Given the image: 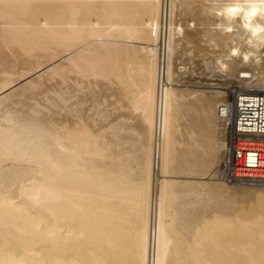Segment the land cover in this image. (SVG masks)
Listing matches in <instances>:
<instances>
[{
	"label": "bare ground",
	"instance_id": "obj_1",
	"mask_svg": "<svg viewBox=\"0 0 264 264\" xmlns=\"http://www.w3.org/2000/svg\"><path fill=\"white\" fill-rule=\"evenodd\" d=\"M219 23L207 0H0V264H264V185L218 178L264 49Z\"/></svg>",
	"mask_w": 264,
	"mask_h": 264
},
{
	"label": "built area",
	"instance_id": "obj_2",
	"mask_svg": "<svg viewBox=\"0 0 264 264\" xmlns=\"http://www.w3.org/2000/svg\"><path fill=\"white\" fill-rule=\"evenodd\" d=\"M218 178L253 187L264 184V93H233L231 126Z\"/></svg>",
	"mask_w": 264,
	"mask_h": 264
},
{
	"label": "clouds",
	"instance_id": "obj_3",
	"mask_svg": "<svg viewBox=\"0 0 264 264\" xmlns=\"http://www.w3.org/2000/svg\"><path fill=\"white\" fill-rule=\"evenodd\" d=\"M207 3L209 14L220 20L218 28L232 32L238 24L247 34L244 43L250 51L241 53L237 48L236 55L247 62L258 50L264 49V0H224L222 6L220 0H207Z\"/></svg>",
	"mask_w": 264,
	"mask_h": 264
},
{
	"label": "rangeland",
	"instance_id": "obj_4",
	"mask_svg": "<svg viewBox=\"0 0 264 264\" xmlns=\"http://www.w3.org/2000/svg\"><path fill=\"white\" fill-rule=\"evenodd\" d=\"M201 45L203 46L204 44L203 43H201ZM205 47V46H204ZM194 48V50L195 51H193V49L191 50V53L190 54H188V55H184V57H185V59L184 58H182V59H184V60H187V61H184L185 63V73H184V75H183V77L184 78H188L189 77V79H194V80H199V75H198V71H197V67H195V66H197V63L196 64H194L195 62H197L196 61V59L198 58V56H197V53H198V51H197V48H195V47H193ZM183 49H185V48H182V50L180 51V55L179 56H181L182 55V53L183 52H186V50H187V48H186V50H184L183 51ZM183 51V52H182ZM192 51L195 53V55L193 56L192 55ZM199 55V54H198ZM186 56H187V58H186ZM190 57V58H189ZM192 57H194V58H192ZM197 57V58H196ZM181 59V60H182ZM188 59H191V60H188ZM193 60V61H192ZM194 60H195V62H194ZM192 63H191V62ZM188 62V63H187ZM189 62H190V64H189ZM187 67V68H186ZM194 67V68H193ZM192 68V69H191ZM195 69H196V71H195ZM191 70H193L194 72L192 73L191 72ZM182 71V70H181ZM191 72V73H190ZM194 73H197L196 75L194 74ZM189 74V75H188ZM192 74V75H191ZM187 75V76H186ZM191 75V76H190ZM192 76H193V78H192ZM188 80V79H187ZM228 185H232V184H235L236 186H238V188H237V190H235L236 192H238L239 194H241V195H246L247 194V196H249L250 194H248V191H243L244 189H242L241 187H247V188H249V187H253V186H247V185H241V184H238V183H236V182H234V183H227ZM262 185H264V184H262ZM236 188V187H235ZM239 188H241V190H239ZM253 188H262L261 187V185L260 186H256V187H253ZM248 190V189H247ZM254 192H258V191H255L254 190ZM224 195H226V194H224ZM251 197H253L252 195H251ZM250 197V198H251ZM237 201H238V206H241V204L242 205H244V204H246V197H244V196H240L239 198H237L236 199ZM235 200V201H236Z\"/></svg>",
	"mask_w": 264,
	"mask_h": 264
}]
</instances>
